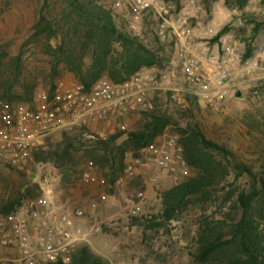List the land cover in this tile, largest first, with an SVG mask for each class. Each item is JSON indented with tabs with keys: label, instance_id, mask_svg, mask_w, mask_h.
<instances>
[{
	"label": "trees",
	"instance_id": "trees-1",
	"mask_svg": "<svg viewBox=\"0 0 264 264\" xmlns=\"http://www.w3.org/2000/svg\"><path fill=\"white\" fill-rule=\"evenodd\" d=\"M22 1L32 3L33 24L19 44L0 38V98L12 105H31L40 82L51 100L66 74L88 92L102 79L121 84L142 69L162 70L173 57L174 42L169 45L157 32L148 36L145 27L131 30L112 11L110 0H0V11ZM162 1L179 12L184 0ZM202 1L210 10L213 0ZM249 1L225 0V6L244 11ZM245 22L252 37L264 29L262 16L249 13ZM235 27L234 21L224 26L212 41ZM253 52L249 42L242 60ZM38 54L45 68L33 70L29 56ZM186 97L195 104V95L187 93ZM253 117L242 119L245 134L262 149L260 155L246 157L227 142L209 138L197 120L179 126L155 95L153 103L141 111L138 124L130 129L104 139L86 138V127L61 130L56 139L46 137L33 152L30 169L35 173L38 165L50 164L60 177V189L66 190L80 181L91 164L105 187H115L125 176L126 153L136 155L171 128L190 173L159 193L161 208L156 214L135 216L133 221L144 219L147 229L158 237L175 235L193 264H264V118ZM19 176L25 177V182ZM17 178L16 185L1 179L7 191L0 199V214L17 210L24 200L41 193L39 183L31 181L28 173ZM109 263L84 244L69 262L51 264Z\"/></svg>",
	"mask_w": 264,
	"mask_h": 264
},
{
	"label": "rangeland",
	"instance_id": "rangeland-1",
	"mask_svg": "<svg viewBox=\"0 0 264 264\" xmlns=\"http://www.w3.org/2000/svg\"><path fill=\"white\" fill-rule=\"evenodd\" d=\"M152 2L153 7L142 13L143 15L135 23V28L126 4L119 6L114 0H110L109 3L118 19H124L131 30L137 32L145 27L148 36H153V32H157L161 40L169 45L174 42L170 63L162 70L156 67V71L149 70L150 74L163 82L165 88L149 92L146 103H153L154 96L157 95L161 108L169 112L179 126H185L191 119L197 120L209 138L227 142L246 157L260 155L262 146L257 145L253 137L246 136L242 119L245 120L250 115L257 120L264 118V84H261V81H264V29L252 37L251 29L245 22V17L249 13L264 17V0H250L244 11L227 8L225 0H213L210 10L205 8L202 0H184L179 12L172 11L174 7L165 4L162 0H152ZM31 4V2L29 4L27 1H22L16 7L0 11L1 39L10 43H20L34 21ZM182 20H185L186 26L193 31L191 47L194 58L208 70H211L214 65L208 54L217 55L221 50V38L226 33L233 35L236 43V58L232 64L228 65L232 75L226 83L227 94L216 107L207 105L191 92L193 86L185 80L177 65L174 27ZM233 21L235 28L222 34L218 40L212 41L224 26ZM209 29L213 30L212 35L207 33ZM249 42L254 47L253 55L247 60H242V54ZM29 57L28 63L31 69L34 70L37 66L45 68L39 54ZM200 57L202 60L199 59ZM247 66L251 68L248 73L242 71ZM77 84L75 78L69 74L64 75L59 82V86L63 88H73ZM173 89L186 100V110H182L172 99ZM187 93L196 96L195 104L187 99ZM45 94H47L46 88L40 82L34 102L28 106L37 107ZM141 111L117 114L111 123L114 128L112 132L99 122H91L100 125L93 127L90 123L87 129L88 131L102 130L106 136L122 130L123 123L127 125L126 129H130L138 124ZM168 132L174 134L171 128ZM59 134L60 131H57L51 135L56 139ZM142 158L140 152L127 158L128 163L135 165L134 173L130 177H125L115 187L107 188L96 182L84 183L80 179L77 184L62 190L59 187L60 177L50 164L38 165L36 172L33 173L35 174L33 181L41 184L47 180L54 187L59 200L69 198L74 207L79 206L83 214L76 221L78 226L87 229L94 221L101 226L98 233L91 235L88 246L94 254L106 258L109 264H139L141 260L144 264H193L182 243L180 245L177 242L178 238L175 235L173 238L158 237L157 233L155 235L147 229L144 219L137 223L133 221L135 216L156 214L161 208L159 193L175 183L167 171ZM2 168L4 172L1 171ZM93 172L95 173L94 170ZM26 173H32L30 167L24 170H12L0 160V199L7 191L1 179L7 178L16 185L19 183L17 175ZM20 179L25 182V177ZM139 190L144 191L145 197L139 204L140 212L133 215L131 206L136 203L134 194ZM102 194L106 195V199H102ZM115 255H117L116 258H114Z\"/></svg>",
	"mask_w": 264,
	"mask_h": 264
},
{
	"label": "built area",
	"instance_id": "built-area-1",
	"mask_svg": "<svg viewBox=\"0 0 264 264\" xmlns=\"http://www.w3.org/2000/svg\"><path fill=\"white\" fill-rule=\"evenodd\" d=\"M114 2L119 6L127 5L134 28L142 13L153 7L152 0ZM174 32L177 65L185 80L193 86L191 92L207 105L216 107L226 96V83L232 75L228 65L236 58L233 35L226 33L221 38V50L217 55L208 54L214 62L211 70H208L194 58L191 47L193 31L186 26V21L182 20L174 27ZM207 33L212 35L213 30L209 29ZM199 59L202 60L201 57ZM151 69H142L121 84L102 79L88 92H83L79 84L73 88L60 85L51 100L48 101L45 94L35 108L25 104L12 105L0 98V160L15 169L24 170L30 167L33 152L54 132L87 128L91 122L102 123L112 132L114 128L111 123L115 115L146 109L148 93L165 88L163 82L149 72L156 69ZM250 69L247 66L242 71L248 73ZM172 99L182 110L187 109L186 100L175 89L172 90ZM126 128L127 125L123 123L121 129ZM85 137L104 139L106 135L102 130L87 129ZM140 153L147 162L167 171L175 183L190 173L177 136L168 131ZM126 156L130 157L131 154L126 153ZM134 169L135 165L129 162L125 176L117 183L132 176ZM81 180L105 186L104 180L93 172L91 164L83 172ZM39 185L41 193L37 197L24 200L13 212L0 214V264L67 263L77 248L89 245L91 235L101 230L96 221L87 229L78 226L76 221L83 211L74 207L69 198L59 200L54 187L47 180ZM101 197L106 199L105 194ZM134 197L137 201L131 206V211L137 215L145 193L139 190Z\"/></svg>",
	"mask_w": 264,
	"mask_h": 264
},
{
	"label": "crops",
	"instance_id": "crops-1",
	"mask_svg": "<svg viewBox=\"0 0 264 264\" xmlns=\"http://www.w3.org/2000/svg\"><path fill=\"white\" fill-rule=\"evenodd\" d=\"M115 118H116V115L114 116L113 119H115ZM99 125H100V124H97V123H91V126H93V127H96V126L98 127ZM104 126H105V125H104ZM1 171L4 172V169L2 168Z\"/></svg>",
	"mask_w": 264,
	"mask_h": 264
},
{
	"label": "water",
	"instance_id": "water-1",
	"mask_svg": "<svg viewBox=\"0 0 264 264\" xmlns=\"http://www.w3.org/2000/svg\"><path fill=\"white\" fill-rule=\"evenodd\" d=\"M34 177H35V174H33V173H30V174H29V178H30L31 181L34 180Z\"/></svg>",
	"mask_w": 264,
	"mask_h": 264
}]
</instances>
